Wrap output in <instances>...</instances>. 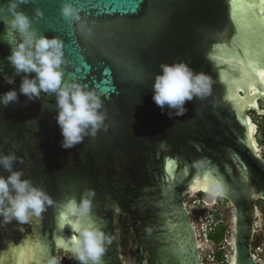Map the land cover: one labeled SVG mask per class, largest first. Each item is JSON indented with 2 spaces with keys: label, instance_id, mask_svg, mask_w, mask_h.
<instances>
[{
  "label": "water",
  "instance_id": "water-1",
  "mask_svg": "<svg viewBox=\"0 0 264 264\" xmlns=\"http://www.w3.org/2000/svg\"><path fill=\"white\" fill-rule=\"evenodd\" d=\"M64 3L78 9L79 21L62 17ZM7 4L0 0V94L12 88L19 94L20 76L13 85L4 80L14 76L7 57L21 40L3 22L12 19ZM37 8L43 16L33 18ZM17 10L33 18L36 34L62 40L64 80L94 91L105 120L94 136L64 149L53 94L36 101L19 95L17 103L0 105V156L14 155L13 170L53 201L22 226L0 218V264H48L58 251L79 264L73 239L91 222L111 238L103 264H123L112 223L117 216L130 217L147 264H201L184 201L193 194L228 204L231 262L240 264L242 255L256 264L250 242L263 231L255 202L264 201V160L247 113L264 116L258 106L264 105L258 94L264 87H241L232 67L250 60L257 80L264 71L260 25L251 12L238 13L251 25L245 37L232 22L229 0H29ZM175 62L204 73L209 92L186 102L185 115L169 119L168 109L162 112L153 101L152 85L160 65ZM8 174L0 167V175ZM89 190L94 196L84 219L68 205Z\"/></svg>",
  "mask_w": 264,
  "mask_h": 264
},
{
  "label": "clouds",
  "instance_id": "clouds-1",
  "mask_svg": "<svg viewBox=\"0 0 264 264\" xmlns=\"http://www.w3.org/2000/svg\"><path fill=\"white\" fill-rule=\"evenodd\" d=\"M29 0H8L7 12L11 14V27L20 34L21 40L7 57L14 68V76H5L7 84H15V76L21 77L19 94L15 88L0 94V105L7 107L17 103L19 95L28 101H36L41 94H53L56 99V122L63 137L61 147L71 149L83 142L84 136L95 135L103 124L105 115L100 111L102 102L99 96L86 86L75 81H65L62 66L66 63L63 42L59 38H48L32 30V19L42 17L41 9H35V17L18 11L19 5ZM63 18L79 21L78 9L71 3H64L60 9ZM31 29V30H30ZM35 74L34 76L32 74ZM152 99L163 112L168 109L169 119L183 116L187 112L186 102L209 92V78L204 73H196L185 62L161 64L160 73L154 77ZM14 155L0 156V167L9 174L0 175V218L8 224L13 220L18 225L29 222L30 217L40 216L52 199L30 180L23 179V172L13 170ZM89 190L77 204L71 201L68 207L74 215L89 218L91 197ZM22 230V228H21ZM111 238L95 222L82 226L78 237L73 239V253L79 264H103L106 244ZM48 264H59L57 258L49 259Z\"/></svg>",
  "mask_w": 264,
  "mask_h": 264
},
{
  "label": "flooded vegetation",
  "instance_id": "flooded-vegetation-1",
  "mask_svg": "<svg viewBox=\"0 0 264 264\" xmlns=\"http://www.w3.org/2000/svg\"><path fill=\"white\" fill-rule=\"evenodd\" d=\"M258 106L260 109H264V105L260 102H258ZM252 112L249 113L250 117ZM254 114V113H253ZM255 115V114H254ZM258 135H255L256 142L258 144L259 148L264 147L262 142L259 140L257 137ZM264 150V149H263ZM261 157L264 160V153L260 152ZM205 196V195H204ZM185 200V198H184ZM218 203H224V206L229 207L228 204L223 201L222 199H217ZM201 202H203L201 200ZM255 206L257 209V213L259 212L261 215L264 216V201H256ZM229 209H231L229 207ZM232 210V209H231ZM192 220V217H191ZM220 223L221 221H216ZM113 225L115 230L117 231L118 234V243H119V255L121 257V260L123 264H147L144 256L146 255V252H142L139 242L136 239V234L135 231L133 232L132 230V225L130 222V217L129 216H117L113 218ZM193 223V220H192ZM217 224V223H215ZM194 225V223H193ZM195 227V226H194ZM259 227V226H257ZM196 231V229H195ZM197 234V232H196ZM211 232H209V235H207V239L209 241L213 242L214 245L216 246L215 251L213 252L212 258L214 259L215 263L213 264H233L231 262L234 250H233V242H232V231L230 235V240H226V235L228 232L223 236V239L221 241L216 242L215 240L212 239L211 237ZM197 237V236H196ZM197 241L199 243L198 237ZM264 244V230L263 231H258L253 234L251 242H250V254L252 258L254 259L256 264H259L257 262V259H255V254L256 251L260 249V247ZM227 247L230 249L231 254L229 257H227V261L224 262L223 257H226L224 252H221ZM201 246L199 245L198 248V253L200 257V262L201 264H206V258L203 256V253L200 251ZM207 257H211L208 255ZM55 258L59 261V264H75V261L71 255H69L66 252H61L58 251L55 255ZM135 258H139V261H135Z\"/></svg>",
  "mask_w": 264,
  "mask_h": 264
},
{
  "label": "rangeland",
  "instance_id": "rangeland-1",
  "mask_svg": "<svg viewBox=\"0 0 264 264\" xmlns=\"http://www.w3.org/2000/svg\"><path fill=\"white\" fill-rule=\"evenodd\" d=\"M264 110V109H262ZM247 115L250 117L249 113ZM260 116L253 115L250 117L252 123L255 125V133L258 135L257 137L264 145V121L260 120ZM259 122L261 126L258 125ZM260 152L264 153V147L259 148ZM201 200L203 202H201ZM185 203L188 207V210L191 214L197 237L199 240V245L201 246L200 251L203 253V256L206 258V264L215 263L212 258L213 252L216 249V246L213 242L207 239V235H209V223L221 221L223 225L226 227L228 234L226 235V240H230V235L232 231V210L229 207L224 206V203H218L216 200L214 203L207 196H197V194L187 195L185 196ZM256 224L261 229L264 230V216L258 212L256 218ZM221 252H224L226 257H223L224 262L227 261V257L230 256L231 251L227 247ZM210 255L211 257H207ZM255 259L259 264H264V244L260 247L259 250L256 251Z\"/></svg>",
  "mask_w": 264,
  "mask_h": 264
},
{
  "label": "snow or ice",
  "instance_id": "snow-or-ice-1",
  "mask_svg": "<svg viewBox=\"0 0 264 264\" xmlns=\"http://www.w3.org/2000/svg\"><path fill=\"white\" fill-rule=\"evenodd\" d=\"M231 5V19L234 25L241 30L242 34L245 37L251 35L250 32L245 31L246 28L250 27V23L238 15L241 10H247L251 12L253 21H256L260 25L259 38L261 41V59H264V0H229ZM248 50H244V55L247 56ZM239 56V52L236 53ZM250 60H240L238 64H233L232 67L239 72L240 79L236 81V83L243 86H255L259 84L261 87H264V71L260 73V79H255L249 69L251 68ZM260 96H264V91L258 93ZM249 129V133H250ZM250 138V137H249ZM179 214H183V208L178 209ZM76 227H80L79 224L75 225ZM240 264H246L244 256L240 257Z\"/></svg>",
  "mask_w": 264,
  "mask_h": 264
},
{
  "label": "trees",
  "instance_id": "trees-1",
  "mask_svg": "<svg viewBox=\"0 0 264 264\" xmlns=\"http://www.w3.org/2000/svg\"><path fill=\"white\" fill-rule=\"evenodd\" d=\"M251 115L253 116L254 114L251 113ZM261 121H264V116L262 118H260ZM259 126H261V124L259 122H257ZM262 130H264V127L262 128ZM197 196H204L202 194H197ZM217 223V224H215ZM210 227L209 230L212 233L211 237L213 240H215L216 242L221 241V239H223V236L227 233V229L226 227L223 225L222 222L218 223V222H210L209 223Z\"/></svg>",
  "mask_w": 264,
  "mask_h": 264
}]
</instances>
